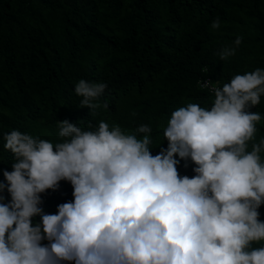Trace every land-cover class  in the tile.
Segmentation results:
<instances>
[{"label": "trees", "instance_id": "1", "mask_svg": "<svg viewBox=\"0 0 264 264\" xmlns=\"http://www.w3.org/2000/svg\"><path fill=\"white\" fill-rule=\"evenodd\" d=\"M0 264H264V0H0Z\"/></svg>", "mask_w": 264, "mask_h": 264}, {"label": "built area", "instance_id": "2", "mask_svg": "<svg viewBox=\"0 0 264 264\" xmlns=\"http://www.w3.org/2000/svg\"><path fill=\"white\" fill-rule=\"evenodd\" d=\"M202 87H204V88H210L212 90H214L216 88V86L215 85L213 86L209 80L204 81L202 83Z\"/></svg>", "mask_w": 264, "mask_h": 264}]
</instances>
